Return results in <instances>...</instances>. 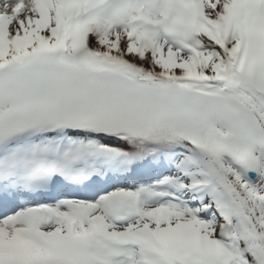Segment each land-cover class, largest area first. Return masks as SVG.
<instances>
[{"label":"snow or ice","instance_id":"1","mask_svg":"<svg viewBox=\"0 0 264 264\" xmlns=\"http://www.w3.org/2000/svg\"><path fill=\"white\" fill-rule=\"evenodd\" d=\"M0 264H264V0H0Z\"/></svg>","mask_w":264,"mask_h":264}]
</instances>
